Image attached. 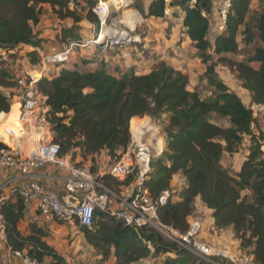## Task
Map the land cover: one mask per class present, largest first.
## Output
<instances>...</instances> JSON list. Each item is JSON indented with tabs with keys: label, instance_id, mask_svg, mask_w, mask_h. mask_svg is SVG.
<instances>
[{
	"label": "trees",
	"instance_id": "obj_1",
	"mask_svg": "<svg viewBox=\"0 0 264 264\" xmlns=\"http://www.w3.org/2000/svg\"><path fill=\"white\" fill-rule=\"evenodd\" d=\"M99 1L0 0V48L12 53L32 46L34 50L27 53V58L37 65L47 54H39L44 39L35 29L42 17L51 11L62 21H73L74 25L63 29L58 37L63 47L68 41L81 39L77 30L82 21L94 24L97 31L101 28L100 17L94 11ZM252 2L232 0L226 30L212 37L214 0H150L146 8L142 0H134V7L145 19L165 21L169 8L173 9L171 16L182 18L185 36L206 64L201 78L212 91L206 97L198 88H189L187 73L160 59L148 73H139L134 67H109L104 62L93 70L56 68L41 76L37 88L50 106L47 117L60 155H69L79 165L90 162L92 169L97 168L96 161L104 151L110 162L126 151L132 141L134 117L160 119L166 146L153 158L146 186L156 199L163 191L172 190L175 176L185 179L179 198L159 207L160 221L186 233L199 199L212 210L214 226L232 231L241 252L264 264V119L253 116L248 102L220 79L216 70L219 65L229 67L248 92V101L264 103V5L252 11ZM71 3L77 7L72 8ZM241 37L245 45L260 43L245 60L232 56L240 51ZM19 79L20 73L0 64V114L13 116L16 122L19 111L11 107L21 94ZM213 114L225 123L212 121ZM246 136L251 137L250 147L245 146ZM4 147L9 146L0 142V149ZM242 152L245 156L239 170L232 173L224 167L225 153L233 156ZM101 179L107 187L120 191L133 177L123 182L109 175ZM0 209L6 220V246L12 253L26 251L42 264L50 258L51 264H66L47 242V227L29 221V231L21 229L27 205L18 186L1 202ZM74 225L78 226L77 219ZM82 233L98 253L97 264L108 262L112 256L114 264L154 257H162L160 264H212L153 228L136 231L105 211L98 210L94 225Z\"/></svg>",
	"mask_w": 264,
	"mask_h": 264
},
{
	"label": "built area",
	"instance_id": "obj_2",
	"mask_svg": "<svg viewBox=\"0 0 264 264\" xmlns=\"http://www.w3.org/2000/svg\"><path fill=\"white\" fill-rule=\"evenodd\" d=\"M170 1V0H167ZM99 4L94 8L100 17L101 25L106 26L107 17L102 16V7ZM217 30H226L227 15L232 7V0H219ZM71 7H77L71 3ZM168 13V9L166 10ZM102 30L97 34L68 41L63 47H52L50 52L42 57L39 64L33 68H25L20 73L18 81L21 94V111L19 114L22 131L15 134L13 144L0 149V169L14 170L18 173L21 184L19 193L26 203H37L38 218L41 221H64L74 224L78 220V226L85 225L90 228L94 225L96 212L105 211L121 220L126 226L138 231L149 227L157 230L163 237L175 241L183 249L190 251L202 260L212 264H258L253 255L234 251L228 246H216L201 238L205 227L204 213L195 210L189 221V229L181 233L171 226L165 225L159 218V207L165 205L169 199H178L175 191L165 190L154 199L146 186V180L152 172V160L165 149L164 137L155 134L152 127H142L137 134H133L132 141L126 151L120 154L113 162L96 161L97 168L92 169L91 163L79 165L73 162L69 155H60V146L52 141L50 121L47 114L50 106L46 98L37 88V82L41 77L38 73L48 70V67L60 69L72 64L75 58L82 54L84 49L97 47L105 58L110 53H122L130 46L140 42V36L129 30H110L105 35ZM29 60V59H28ZM30 61V60H29ZM248 107L253 116L264 119V103L248 102ZM38 144L31 154L23 152V138L28 134L38 135ZM48 131L51 139H48ZM160 134V133H159ZM162 138L163 145L159 142ZM0 139H4L0 135ZM251 137L246 136L245 146H251ZM264 149V146L262 147ZM56 165L62 171L63 194L48 191L37 178L36 172L45 164ZM109 175L118 181L133 179L121 187L120 191L107 187L101 177ZM6 184L0 185V204L9 198L11 194L5 193ZM6 239V220L0 209V241ZM20 264H42L26 251L12 253ZM151 259V258H149ZM144 259L132 264H147Z\"/></svg>",
	"mask_w": 264,
	"mask_h": 264
},
{
	"label": "rangeland",
	"instance_id": "obj_3",
	"mask_svg": "<svg viewBox=\"0 0 264 264\" xmlns=\"http://www.w3.org/2000/svg\"><path fill=\"white\" fill-rule=\"evenodd\" d=\"M105 2H110V0H103ZM100 2V1H99ZM132 2V7H129L128 4ZM129 3L124 6H116L113 4L111 6L109 16L107 19L109 20L106 23L109 27L113 26L114 30H129L136 33L138 36H140V42L143 44V48L146 49V53H148V56L144 55L140 57H133L132 59H129V66L132 65L136 66L139 71L141 72H147L151 66V63L155 62V57L162 58L164 57L165 60L167 58L169 59L168 62L171 64H174L175 66H184V69H186V73L189 75L191 80V88L197 87L198 90H200L203 97H206L210 94H212L211 89L208 86V83L206 79H202L205 70H206V64L202 61L201 58L196 56V47L195 44L188 39H185L183 44H179V47L174 49L173 44L171 46H167L172 40L173 35L180 36L181 28H178L170 37V33L172 31V27L164 26L163 23L160 24L159 21L152 20V19H145L143 15L134 7V0H129ZM99 4V3H98ZM143 4V1H142ZM264 5V0H253L252 2V11H258L261 10L262 6ZM220 8L219 0H214V15H211L210 17V24H211V35L212 37L215 36V34L219 33L217 30V22H219L218 19V11ZM136 10L138 11L140 15V22L137 23L135 26H131L124 22V16L126 14L127 10ZM51 14H47L44 17V24H43V30L44 34L49 33L54 34L55 29L57 26H60V23L55 22L52 19ZM170 25L175 24L174 19L172 18L169 20ZM46 35V34H45ZM183 37V36H181ZM176 42L179 40L178 38L174 39ZM240 51L239 53L232 55L233 57L239 59V60H245L248 56L252 54L255 47L258 46L260 43L258 41H254L252 44L245 45L243 43V37L240 38ZM155 47V48H153ZM158 49V50H157ZM51 50V48H50ZM50 50L48 52H50ZM47 52V53H48ZM24 54L23 52L21 55ZM20 53L18 51H13L12 53H6L4 54V57L8 58L9 60H17V64L19 68L14 67V65H8V68L17 71L18 73H21L22 71H25V68L31 69L33 66L31 65L30 61L26 59L27 57L23 56L21 57ZM16 57H19L20 59H17ZM15 63V62H14ZM127 68V67H126ZM125 68V69H126ZM217 74L225 83L229 85L233 90L240 94L241 98L244 101H247L246 94L243 93L241 90V84L240 81L237 79L236 74L230 70L227 66L219 65L217 68ZM20 114V113H19ZM12 118V117H10ZM10 118L6 117L5 115L0 116V135L4 137L3 141L6 144L11 145V141H9V135H10V127L13 124L14 120H11ZM211 120L222 124L225 123L222 119L217 117L215 114L211 116ZM150 121V120H149ZM151 125L157 127V130L155 131V134L158 133V135L162 134L163 137V125L161 121H152ZM131 130V128H130ZM131 133H134V130ZM160 133V134H159ZM133 136V134H132ZM161 141L162 138L160 137ZM166 142L164 143V145ZM264 150V149H263ZM226 159L223 161L226 168L234 173L239 169V165L242 161V156H230L228 157L226 155ZM182 190V188H181ZM180 190V191H181ZM177 194V192H175ZM40 224V223H38ZM28 222L25 221L23 224H21V229L27 233L29 231L28 229ZM46 227V226H45ZM49 229V228H48ZM169 241L170 238H167ZM47 242L52 245L55 250L62 255L65 258L66 264H97V251L94 247H92L90 244H88L85 240V237L81 233V231L78 229V227L72 223H57L55 225L54 229H49V237L47 238ZM1 253V250H0ZM2 254V253H1ZM3 255V254H2ZM160 259V258H159ZM151 260L152 264H160L162 260ZM52 259H47L46 264H51ZM150 262V263H151ZM149 264V263H148Z\"/></svg>",
	"mask_w": 264,
	"mask_h": 264
},
{
	"label": "crops",
	"instance_id": "obj_4",
	"mask_svg": "<svg viewBox=\"0 0 264 264\" xmlns=\"http://www.w3.org/2000/svg\"><path fill=\"white\" fill-rule=\"evenodd\" d=\"M142 1H143V6L146 8L147 5L149 4L150 0H142ZM172 11H173V9L171 10V8H169L168 13H167V15H169L168 18L165 21H162V22L159 21V22H160V24L163 23L164 26H168V25L170 26L169 20H171L172 18L174 19L175 24L171 25L172 31L170 33V37H172L171 35L178 28H181L180 29L181 30L180 36L175 37V35H173L172 40H170L169 44L167 45V46H171L173 44V48L176 49L179 47V44H183L185 39H188V40H191V39L186 37L184 34V29L181 26L182 18L176 19L173 16H171ZM47 14H51L53 17L52 19L55 22L60 23V26H57V28L54 30L55 33L51 34V35L49 33H45L46 34L45 35L44 30H43V24L45 22L44 17ZM214 14L215 13H214V9H213L212 15H214ZM151 19L153 20L154 18H151ZM73 25H74L73 21H71V20L62 21V20L56 18L51 13V11L46 13L42 17L40 24L38 26H36V28H35L36 31L39 32L40 37H42L44 39L43 43H42V47L39 50V54L44 55L45 53H47L50 50V48H52L54 46L60 47L58 37L61 36L62 30L66 29V28H70ZM78 25H79V28H78L77 32H79L80 38L91 37V36L97 34L100 30H102L103 32L105 30H109L106 28V26L102 25L101 28L97 31L96 26L94 24H91L90 22H88L86 20L82 21ZM107 27L110 29H114L113 26L109 27L108 24H107ZM181 36H183V37H181ZM175 38H178L179 40L176 42L174 40ZM153 48H155V47H153ZM33 50H34V47H32V46H24V47L17 48L15 51H18L20 53V55L23 52L24 54H22V55L27 57V53L31 52ZM98 50L99 49L97 47H90V48L84 49L82 51V54L79 57L75 58L74 61L72 62V64L65 66V68H78L79 67L82 69L93 70V69L99 67V65L102 62H104L109 67L115 66V67H120L122 70H126V69L131 68V67L135 68V66L137 64L136 63L135 65L128 67L129 66V64H128L129 59H132L133 57H140V56L144 57L145 52H146V49L143 48V44L140 43V45L137 44V45L130 46L125 51H122V53H119V52L110 53L109 56H107L104 60V58H102V56ZM4 54H6V52H4L0 48V64L3 65L4 67H7V68H8V65H14V67L17 68L18 67L17 62L14 63L13 60H9L8 58L4 57ZM26 59H28V58H26ZM159 59L165 60L164 57H162V58L155 57V62L151 63V66L147 72H141L137 68H135V69L139 73H148L150 71L151 67L154 65V63H156ZM166 61L168 62L169 59L167 58ZM168 63L171 64L170 62H168ZM171 65L186 73V69H184V66H178L177 67L174 64H171ZM18 69L19 68H17V70ZM54 69H56V68L50 66V67H48V70L46 72L38 73V76L41 77L42 75L46 74L48 71H52ZM191 87H192V85H191V80H190L189 88L192 90L197 88V87H194V88H191ZM241 90L243 91L244 94H246V97H247V101H244V102H249L248 101V96H249L248 92L246 90H244L243 88ZM237 93H238V91H237ZM20 104H21L20 97H15L13 105L11 107V110L14 106V108L16 109V113L18 111L20 113V111H21V105ZM11 110H10V112H11ZM4 114H6V113L2 112L0 114V116L4 115ZM5 116L8 118L12 117L10 119L14 120L13 116H8V115H5ZM136 118L147 119V120H150V122L160 120V119L156 120V119L152 118L151 116H145L143 118L134 117L132 120H134ZM12 123L13 124L11 125L10 130H11L12 126L15 125L16 120H14V122H12ZM0 125H1V122H0ZM162 133H163V131H162ZM43 134H45V132L41 131L38 133V135L28 134V135L24 136V138H23V152H24V154H31L35 150V148L38 144V138H40V136H42ZM48 139H51L49 131H48ZM0 142H4V141L2 139H0ZM29 142H30V144H29ZM12 144H13V140L11 142V145ZM11 145H9V146H11ZM26 147H28L27 148L28 150L26 149ZM30 151H31V153H30ZM226 155L228 157L232 156V155L225 153L223 155V158H222V164L223 165H224L223 161L227 158ZM238 155L242 156V161H243L245 153L242 152L241 154L238 153V154L233 155V156H238ZM99 160L100 161L109 160V157L105 151L98 158V161ZM242 161H241V163H242ZM241 163H240V165H241ZM240 165H239V168H240ZM224 167H226V166L224 165ZM36 175L46 190L56 192L58 194L64 193L63 192V178L61 177L62 171H60L56 165H53L51 163L45 164L41 169L37 170ZM1 184H6V188H4L3 194H5V193L11 194L13 187L19 186L21 184L20 179L18 178V173L14 170H9V169L1 170L0 169V185ZM184 184H185V179L183 177H181L179 175L174 177V179L172 181V190L177 192L176 196L179 195V193L181 192L180 190H181V188H183ZM196 210H200L204 213L203 215L205 217V227H204V230H203L202 235H201V238L204 241H207V242H209L213 245H216V246H228V247L232 248L234 251H239V247H238L239 241L234 238L232 231L217 229V227L214 226V224H213L214 221L212 218V210L207 208L205 205H203V203L199 199L196 201ZM38 213H39V211L37 210V203L31 202L29 205H27L26 221L28 223H29V221H36L37 223H40L49 229L55 228V225L58 222H56L54 220L53 221H41V220H39L40 218L38 217ZM190 219H191V217L189 218V221H190ZM78 229H79V227H78ZM0 250H1V253L3 254L2 255L0 253V262L2 264H20L19 260L12 254L10 249L6 246L5 240L0 241ZM97 259H98V257H97ZM152 259L153 260H157V259L162 260V257H154V258H151V260ZM151 260H146L147 261L146 263L152 264ZM114 263H115V257L112 256L109 259V261L104 263V264H114Z\"/></svg>",
	"mask_w": 264,
	"mask_h": 264
},
{
	"label": "bare ground",
	"instance_id": "obj_5",
	"mask_svg": "<svg viewBox=\"0 0 264 264\" xmlns=\"http://www.w3.org/2000/svg\"><path fill=\"white\" fill-rule=\"evenodd\" d=\"M129 3V0H110V2H105L102 0L101 2V7L103 8L101 11H102V16L105 18L109 15L110 13V10L109 8L111 9V6L113 4H115V7L116 6H124L126 4ZM141 20L140 18V15L138 13V11L136 10H127L126 11V14L124 16V22L131 25V26H135L137 23H139ZM110 30H113L115 31L114 29H110L109 30H105L104 33H106L105 35H109V31ZM36 77H39V76H36ZM142 127H152L155 131L157 130V127L151 125V122L147 119H134L133 122H132V128L134 130V134H137V132H139L141 130ZM22 131V126L20 124V120L18 119V121L15 123L14 126H12L11 130H10V135H9V141L12 142L13 140V137L15 136V134L19 133ZM154 131V132H155ZM32 140V139H31ZM159 142L163 145V141H161V139L159 138ZM30 144V142H29ZM28 147H26L27 149ZM28 150V149H27ZM26 153V152H25ZM31 153V151H30Z\"/></svg>",
	"mask_w": 264,
	"mask_h": 264
},
{
	"label": "water",
	"instance_id": "obj_6",
	"mask_svg": "<svg viewBox=\"0 0 264 264\" xmlns=\"http://www.w3.org/2000/svg\"><path fill=\"white\" fill-rule=\"evenodd\" d=\"M132 4H133V3L130 2V3L128 4V6H129V7H132ZM79 229H80L81 232H84V231L87 229V227H86L85 225H81V226L79 227Z\"/></svg>",
	"mask_w": 264,
	"mask_h": 264
}]
</instances>
